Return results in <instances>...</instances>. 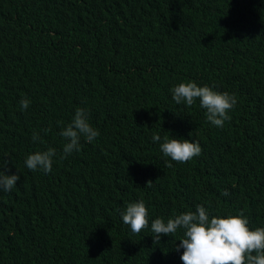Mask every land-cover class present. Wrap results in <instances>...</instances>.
<instances>
[{"label": "trees", "instance_id": "obj_1", "mask_svg": "<svg viewBox=\"0 0 264 264\" xmlns=\"http://www.w3.org/2000/svg\"><path fill=\"white\" fill-rule=\"evenodd\" d=\"M189 81L236 97L223 127L172 99ZM78 107L100 135L62 158ZM165 136L202 153L171 161ZM49 147L52 171L29 170ZM3 161L20 179L0 191V264H183V230L154 244L151 222L197 205L264 227V0H0ZM140 200L133 234L120 212Z\"/></svg>", "mask_w": 264, "mask_h": 264}, {"label": "clouds", "instance_id": "obj_2", "mask_svg": "<svg viewBox=\"0 0 264 264\" xmlns=\"http://www.w3.org/2000/svg\"><path fill=\"white\" fill-rule=\"evenodd\" d=\"M170 92L177 104L183 103L188 107L198 99L200 107L206 110L207 121L216 127H223L225 121L231 119L228 113L237 103L234 95L215 91L207 85L198 86L192 81L181 82L173 86ZM19 103L21 110H26L31 101L25 97ZM59 135L65 140L62 158H67L74 151L80 150L82 138L91 143L100 133L89 123L86 110L78 107L71 122L61 129ZM152 139L156 143L161 141V136L154 133ZM32 140L43 142L37 133H33ZM159 148L164 157L177 163H187L202 153L199 142L168 136L163 138ZM55 155L56 149L49 147L46 151L29 154L25 165L33 172L40 170L47 174L52 171ZM6 167L7 161L0 162V169ZM19 179L17 174L8 175L0 170V191L10 192ZM151 183L148 181L146 186ZM223 195L228 196L229 192L224 190ZM120 216L133 234H140L149 227L148 209L143 200L128 203ZM178 230H183V236L179 239L176 251L183 249L180 256L183 264H264V227L251 230L243 213L210 218L206 208L197 205L194 212L174 215L166 222L164 218H156L151 222L154 244L160 242L161 235L171 237Z\"/></svg>", "mask_w": 264, "mask_h": 264}]
</instances>
